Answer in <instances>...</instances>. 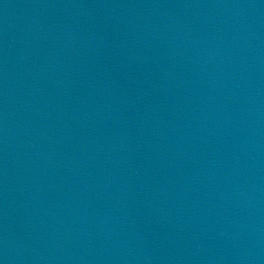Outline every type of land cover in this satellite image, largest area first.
<instances>
[{
	"label": "water",
	"instance_id": "water-1",
	"mask_svg": "<svg viewBox=\"0 0 264 264\" xmlns=\"http://www.w3.org/2000/svg\"><path fill=\"white\" fill-rule=\"evenodd\" d=\"M0 264H264V0H0Z\"/></svg>",
	"mask_w": 264,
	"mask_h": 264
}]
</instances>
